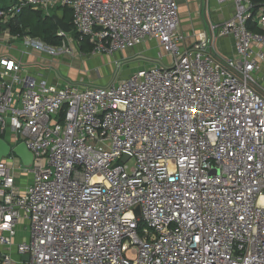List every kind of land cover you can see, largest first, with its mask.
<instances>
[{"label":"built area","instance_id":"built-area-1","mask_svg":"<svg viewBox=\"0 0 264 264\" xmlns=\"http://www.w3.org/2000/svg\"><path fill=\"white\" fill-rule=\"evenodd\" d=\"M216 2L231 18L208 20L189 46L175 0L0 8L6 25L25 10H69L77 40L11 35L51 59L72 58L82 41L91 56H113L156 40L168 56L122 80L117 63L113 79L92 86L49 84L0 59V139L10 148L0 247L25 225L16 254L26 264H264V4ZM221 39L233 40V57L220 54ZM20 145L29 166L13 152Z\"/></svg>","mask_w":264,"mask_h":264},{"label":"crops","instance_id":"crops-1","mask_svg":"<svg viewBox=\"0 0 264 264\" xmlns=\"http://www.w3.org/2000/svg\"><path fill=\"white\" fill-rule=\"evenodd\" d=\"M14 1L15 0H0V8H4L8 6ZM175 1L179 8L180 30L182 34L184 35V46H189L195 41L196 34L205 30L208 20L213 21V22H219L222 20H226V19L231 18L232 12H233V8L230 5L221 7L217 4L216 0H175ZM260 4H264V2H260ZM30 14L31 13H25V15L23 16V19H25V17H29ZM50 15L51 17L57 16L66 23H68L69 20H71L70 11L53 9ZM11 35L12 34L10 33L8 26L5 23L0 22V59L9 58L15 61H21L22 67L24 69L23 75L44 80L49 84H58L61 78H66V74L68 73L66 69L68 65L69 66L71 65V61H70L71 58H66V57L57 58L58 60H61L63 63L62 69H65V72H63L64 74H59L58 76H55L52 74H44L42 71L37 73L35 70L28 68L27 65L34 61L44 60L46 62H53L54 60H57V59H53V58L51 59L37 52L25 51L21 47L19 42L12 39ZM5 41H7V43H5ZM150 41L152 40H148L144 42L143 45H141L143 46V48H141L140 50H138L137 48L134 49V52L132 51V54L133 53L136 54L141 51L147 52L148 50L146 49L148 46L147 44H149ZM153 41L157 43V49H158V52L156 54L157 56H154V57L140 56V57H144L147 60H152V61L158 60L159 58L162 59L163 54L161 53L159 44L156 40H153ZM218 45H219L218 49H219L220 54L224 53L223 50L226 47H228L230 50H233L232 49L233 48L232 39H221L218 41ZM144 49L145 51H143ZM78 52L81 57L91 56L89 53L82 52L80 50V47L78 48ZM88 59H90V57H88ZM146 59L143 61L147 62ZM140 66L136 70H134L132 74L142 68L148 67L149 65H142V67ZM70 79H73V78H70ZM107 79L108 78H105V82L102 83V85L109 82L110 79L108 80ZM24 240L25 239H22V238L20 239V238H17L16 236V238L13 240V243L9 249L6 250L5 248L0 247V253H3V254L8 253L11 255L14 261L16 260L21 261V258L18 257V255L16 254V246Z\"/></svg>","mask_w":264,"mask_h":264},{"label":"rangeland","instance_id":"rangeland-1","mask_svg":"<svg viewBox=\"0 0 264 264\" xmlns=\"http://www.w3.org/2000/svg\"><path fill=\"white\" fill-rule=\"evenodd\" d=\"M69 35L73 38L72 31L71 33H69ZM147 45H148L146 48L148 49L147 52L144 49L143 51L145 52L141 51L136 54L135 53L132 54V51L134 52V49L137 48L138 50H140L141 48H143V46L139 45L137 47L125 50L124 52L116 53L113 56L95 55V56L81 57L78 52V48H79L78 43H74L73 48L75 50H74V56L70 60L71 65L67 66L66 70L68 73L67 74L65 73L66 78H61V79H67L69 82L82 81V84L85 86L102 85V83L105 82V78L113 79L114 75L117 72L116 64L119 63L121 65V68L118 71L116 80H122L130 76V74H132V72L136 70L140 65H141L140 67H142V65H150L149 62L143 61L146 58L140 56H148V57L157 56L156 55L158 52L157 43L152 40ZM223 52L224 53L221 54L223 57H233L232 50H230L228 47H226L223 50ZM162 54H163L162 61L164 63H167L168 56H166L164 53ZM88 57H90V59H88ZM53 59H57V58H53ZM62 66H63L62 61L58 59L54 60L53 62H46L44 60L34 61L27 65L28 68L35 70L37 73L42 71L44 74H52L55 76H58L59 74H64L63 72H65V69H62ZM15 164L19 165L20 163L15 161ZM25 227L26 226L24 225L17 228V238L26 239V237H28V230ZM2 254L3 253H0V257ZM14 264H24V263H21V261L16 260Z\"/></svg>","mask_w":264,"mask_h":264},{"label":"trees","instance_id":"trees-1","mask_svg":"<svg viewBox=\"0 0 264 264\" xmlns=\"http://www.w3.org/2000/svg\"><path fill=\"white\" fill-rule=\"evenodd\" d=\"M254 2L260 4V2H264V0H254ZM63 10L69 11L67 9ZM25 13H31L32 15L30 14L29 17L23 19ZM68 23L72 29L73 37L77 40L78 35L72 28L71 20H69ZM7 26L12 35H28L32 38H40L50 45H59L61 41V38L56 36L58 28L52 20V17L43 16L40 12L25 10L22 12V15H20L15 21L8 23ZM79 45L82 52L90 53L91 49L86 42L82 41Z\"/></svg>","mask_w":264,"mask_h":264},{"label":"water","instance_id":"water-1","mask_svg":"<svg viewBox=\"0 0 264 264\" xmlns=\"http://www.w3.org/2000/svg\"><path fill=\"white\" fill-rule=\"evenodd\" d=\"M52 20L56 24L58 30H60L65 34L71 33L72 29L70 25L64 22L61 18L57 16H52ZM13 152L19 159H21V161L25 166H29L32 163V155L26 150L24 145L18 146L16 149L13 150ZM9 153H10L9 146L0 139V162L3 158H6L9 155ZM136 214H138V210H136ZM21 261L22 263L26 264L28 262V256L27 255L22 256Z\"/></svg>","mask_w":264,"mask_h":264}]
</instances>
